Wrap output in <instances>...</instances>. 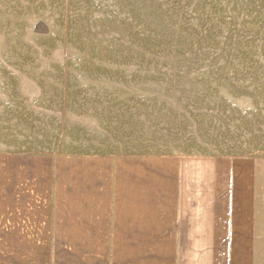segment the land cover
<instances>
[{
  "label": "rangeland",
  "instance_id": "obj_1",
  "mask_svg": "<svg viewBox=\"0 0 264 264\" xmlns=\"http://www.w3.org/2000/svg\"><path fill=\"white\" fill-rule=\"evenodd\" d=\"M0 151L264 152V0H0Z\"/></svg>",
  "mask_w": 264,
  "mask_h": 264
},
{
  "label": "crops",
  "instance_id": "obj_2",
  "mask_svg": "<svg viewBox=\"0 0 264 264\" xmlns=\"http://www.w3.org/2000/svg\"><path fill=\"white\" fill-rule=\"evenodd\" d=\"M0 264H264V152L0 151Z\"/></svg>",
  "mask_w": 264,
  "mask_h": 264
}]
</instances>
